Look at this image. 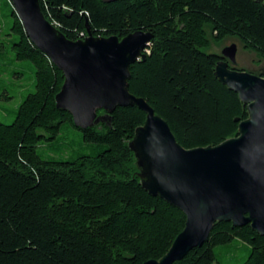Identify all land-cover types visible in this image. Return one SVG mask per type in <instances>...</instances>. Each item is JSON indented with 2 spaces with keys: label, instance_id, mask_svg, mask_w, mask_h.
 <instances>
[{
  "label": "trees",
  "instance_id": "obj_1",
  "mask_svg": "<svg viewBox=\"0 0 264 264\" xmlns=\"http://www.w3.org/2000/svg\"><path fill=\"white\" fill-rule=\"evenodd\" d=\"M40 3L70 40L89 32L120 39L138 30L154 35L146 57L130 66L129 89L169 123L183 147L218 145L236 136L249 117L239 95L215 76L221 53L209 50L233 38L264 59V0ZM9 15V35L17 36L11 48L18 60L34 65L35 91L12 123L0 121V264L161 259L183 231L186 215L143 187L130 142L146 113L136 105L118 107L105 121L77 127L71 113L57 107L63 72L27 36L13 5ZM232 66L264 77V69ZM71 127L81 131L89 152L73 160L39 153L44 140H59ZM234 243L248 252L238 264H264V236L250 224L232 222H216L208 241L174 264H222L215 247Z\"/></svg>",
  "mask_w": 264,
  "mask_h": 264
},
{
  "label": "water",
  "instance_id": "obj_2",
  "mask_svg": "<svg viewBox=\"0 0 264 264\" xmlns=\"http://www.w3.org/2000/svg\"><path fill=\"white\" fill-rule=\"evenodd\" d=\"M10 1L27 36L63 72L57 107L70 112L77 127L85 130L105 121L118 107L136 105L146 113L130 142L139 176L150 194L184 212L186 224L161 259L144 264L183 259L208 241L216 222L250 224L264 236V77L232 66L236 43L222 49L215 76L239 95L249 117L240 122L236 136L187 149L169 123L129 89L130 66L146 57L151 32L138 30L122 39L89 32L70 40L47 18L40 0Z\"/></svg>",
  "mask_w": 264,
  "mask_h": 264
},
{
  "label": "rangeland",
  "instance_id": "obj_3",
  "mask_svg": "<svg viewBox=\"0 0 264 264\" xmlns=\"http://www.w3.org/2000/svg\"><path fill=\"white\" fill-rule=\"evenodd\" d=\"M12 3L10 0H0V121L10 124L14 121L16 112L24 98L35 91V67L27 60H18L11 48L13 39L17 36L11 32ZM232 43H236L237 62L235 64L259 72L264 69V59L256 52L242 48L237 39L227 38L220 45H213L209 51L220 52ZM234 64V65H235ZM46 134V132L41 131ZM50 144L49 147L47 145ZM88 143L83 140L81 131L71 127L64 129L62 137L57 140H44L38 148L44 158L55 157L60 160H73L80 154L89 152ZM238 242V241H236ZM230 248L225 245L215 247L222 264L241 263L248 254L244 247L236 244ZM241 258V259H240ZM240 259V260H239ZM238 260L240 262H238Z\"/></svg>",
  "mask_w": 264,
  "mask_h": 264
}]
</instances>
